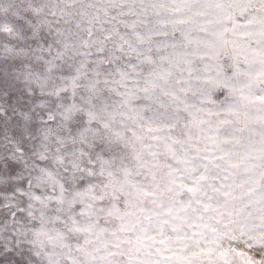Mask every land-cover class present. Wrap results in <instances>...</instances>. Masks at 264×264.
I'll return each instance as SVG.
<instances>
[{
  "label": "clouds",
  "instance_id": "clouds-1",
  "mask_svg": "<svg viewBox=\"0 0 264 264\" xmlns=\"http://www.w3.org/2000/svg\"><path fill=\"white\" fill-rule=\"evenodd\" d=\"M0 264H264V0H0Z\"/></svg>",
  "mask_w": 264,
  "mask_h": 264
}]
</instances>
